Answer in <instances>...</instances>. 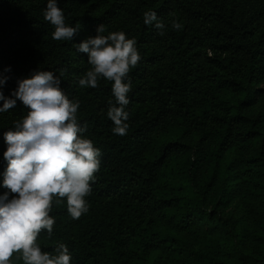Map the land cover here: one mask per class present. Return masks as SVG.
Masks as SVG:
<instances>
[{
	"label": "trees",
	"instance_id": "obj_1",
	"mask_svg": "<svg viewBox=\"0 0 264 264\" xmlns=\"http://www.w3.org/2000/svg\"><path fill=\"white\" fill-rule=\"evenodd\" d=\"M46 4L0 0L3 95L14 98L17 81L38 69L53 71L79 100L83 136L101 156L88 212L72 219L66 200L54 199L55 224L51 236L39 234L41 250L63 243L71 264H264V0H57L65 23L80 25L71 41L52 38ZM148 11L164 35L155 22L145 25ZM101 24L100 35L135 38L141 56L128 77L124 136L107 117L112 82L78 84L91 66L75 44ZM254 104L260 111L250 115ZM27 111L17 100L0 112V195L8 191L3 134ZM218 191L237 199L247 226L217 224L206 204ZM19 256L12 264H23Z\"/></svg>",
	"mask_w": 264,
	"mask_h": 264
},
{
	"label": "clouds",
	"instance_id": "obj_2",
	"mask_svg": "<svg viewBox=\"0 0 264 264\" xmlns=\"http://www.w3.org/2000/svg\"><path fill=\"white\" fill-rule=\"evenodd\" d=\"M44 19L54 26V40L71 41L80 29L79 24L73 27L65 23L57 0H47ZM153 22L159 34L164 35L165 24L156 13L145 12V25ZM171 26L175 30L182 28L175 20ZM95 31V36L75 44L76 51L86 54L91 66L78 84L81 88H96L101 78L112 82L114 101L108 102L107 117L114 125L113 133L124 136L129 127L125 111L130 103L128 77L141 60L137 41L122 31L100 35L105 31L102 24ZM7 79L0 73V112L14 108L17 100L28 111L3 134L7 146L3 153L7 162L3 187L8 191L0 195V264H12L16 253L23 264H71L72 256L65 244H58L52 253L45 252L37 238L41 231L52 234L55 218L50 213L54 199L66 200L72 219L88 212L85 198L91 194V183L100 169L101 151L83 136L87 126L81 125L77 115L80 102L69 99L60 87L62 80L53 71L38 69L30 78L18 80L11 92L14 98L3 95Z\"/></svg>",
	"mask_w": 264,
	"mask_h": 264
},
{
	"label": "rangeland",
	"instance_id": "obj_3",
	"mask_svg": "<svg viewBox=\"0 0 264 264\" xmlns=\"http://www.w3.org/2000/svg\"><path fill=\"white\" fill-rule=\"evenodd\" d=\"M260 111V107L257 104L252 105L248 108L250 115H255ZM206 208H209L211 213L214 215L217 224L221 223L222 219L232 220L235 223L241 222L240 224L248 225V220L243 216V211L237 199L235 198H223V193L214 192L206 204ZM205 229V224L201 227ZM218 228L215 229L217 231ZM211 237H214L213 232L210 233Z\"/></svg>",
	"mask_w": 264,
	"mask_h": 264
}]
</instances>
